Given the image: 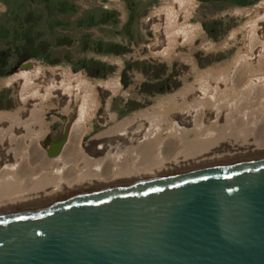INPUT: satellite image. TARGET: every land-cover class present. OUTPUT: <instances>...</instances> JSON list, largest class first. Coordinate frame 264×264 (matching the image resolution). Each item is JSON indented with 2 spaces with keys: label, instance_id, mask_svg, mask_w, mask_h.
Instances as JSON below:
<instances>
[{
  "label": "bare ground",
  "instance_id": "obj_1",
  "mask_svg": "<svg viewBox=\"0 0 264 264\" xmlns=\"http://www.w3.org/2000/svg\"><path fill=\"white\" fill-rule=\"evenodd\" d=\"M193 5L169 0L154 11V53L191 43L198 29L189 22ZM241 13L246 20L231 34L240 45L219 71L211 77L199 73L147 109L120 119L110 110L111 97L122 91L116 79L88 82L41 75L30 62L20 66L6 79L17 85V108L0 116V213L264 156V0ZM96 83L109 92L104 110ZM54 108L67 117L56 139L45 145L37 117ZM94 118L113 125L85 140Z\"/></svg>",
  "mask_w": 264,
  "mask_h": 264
},
{
  "label": "water",
  "instance_id": "obj_2",
  "mask_svg": "<svg viewBox=\"0 0 264 264\" xmlns=\"http://www.w3.org/2000/svg\"><path fill=\"white\" fill-rule=\"evenodd\" d=\"M0 264H264V156L2 212Z\"/></svg>",
  "mask_w": 264,
  "mask_h": 264
},
{
  "label": "rangeland",
  "instance_id": "obj_3",
  "mask_svg": "<svg viewBox=\"0 0 264 264\" xmlns=\"http://www.w3.org/2000/svg\"><path fill=\"white\" fill-rule=\"evenodd\" d=\"M168 1L0 0V116L17 108V85L6 79L28 62L41 75L88 82L114 78L122 91L111 97L110 110L117 119L138 114L199 73L211 77L232 59L240 43L231 34L246 20L241 10L261 0H193L189 22L198 29L191 43L154 53L152 14ZM95 90L104 98V110L109 92L97 83ZM57 111L49 109L37 117L45 145L65 124L67 116ZM112 125L94 118L84 139L105 133Z\"/></svg>",
  "mask_w": 264,
  "mask_h": 264
},
{
  "label": "trees",
  "instance_id": "obj_4",
  "mask_svg": "<svg viewBox=\"0 0 264 264\" xmlns=\"http://www.w3.org/2000/svg\"><path fill=\"white\" fill-rule=\"evenodd\" d=\"M29 56V54H26V55H24V56H22V57H20L21 59H25V58H27Z\"/></svg>",
  "mask_w": 264,
  "mask_h": 264
}]
</instances>
